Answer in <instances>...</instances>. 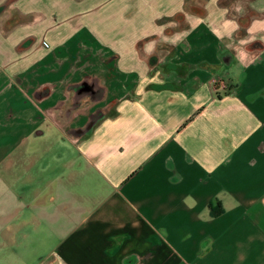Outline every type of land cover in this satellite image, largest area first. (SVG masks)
<instances>
[{
	"label": "crops",
	"instance_id": "1",
	"mask_svg": "<svg viewBox=\"0 0 264 264\" xmlns=\"http://www.w3.org/2000/svg\"><path fill=\"white\" fill-rule=\"evenodd\" d=\"M62 1L0 0V264H264V0Z\"/></svg>",
	"mask_w": 264,
	"mask_h": 264
},
{
	"label": "rangeland",
	"instance_id": "2",
	"mask_svg": "<svg viewBox=\"0 0 264 264\" xmlns=\"http://www.w3.org/2000/svg\"><path fill=\"white\" fill-rule=\"evenodd\" d=\"M55 3V2H54ZM58 5L56 6V8H58L59 7V5L61 4L62 6L64 5V8L65 7H67V9H69V10H76V12H78V13H76V14H79V13H81V11L82 10H86V9H88V8H90L91 7V4H93V2L92 1H88V0H69L68 2H64V1H62V2H56ZM100 3H103V2H99V4ZM228 3H230L232 6H234L235 7V5H236V3H237V1L236 0H228ZM53 7V6H52ZM55 7V6H54ZM53 7V8H54ZM78 10V11H77ZM44 45H46L45 44V41H44ZM47 46V45H46Z\"/></svg>",
	"mask_w": 264,
	"mask_h": 264
},
{
	"label": "built area",
	"instance_id": "3",
	"mask_svg": "<svg viewBox=\"0 0 264 264\" xmlns=\"http://www.w3.org/2000/svg\"><path fill=\"white\" fill-rule=\"evenodd\" d=\"M45 44L48 46V42L45 41ZM212 82L215 86H219L222 89L226 90L228 88V83L223 79L215 77L212 79Z\"/></svg>",
	"mask_w": 264,
	"mask_h": 264
},
{
	"label": "trees",
	"instance_id": "4",
	"mask_svg": "<svg viewBox=\"0 0 264 264\" xmlns=\"http://www.w3.org/2000/svg\"><path fill=\"white\" fill-rule=\"evenodd\" d=\"M220 210H221L220 208H216V207L213 206V204H211V211H212L213 214L219 213Z\"/></svg>",
	"mask_w": 264,
	"mask_h": 264
}]
</instances>
